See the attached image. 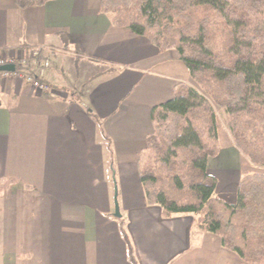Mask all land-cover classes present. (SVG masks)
<instances>
[{"label": "crops", "instance_id": "1", "mask_svg": "<svg viewBox=\"0 0 264 264\" xmlns=\"http://www.w3.org/2000/svg\"><path fill=\"white\" fill-rule=\"evenodd\" d=\"M100 1L21 9L0 0V57L41 47L51 64L48 92L0 71V264H131L114 187L136 264H250L193 216L164 218L146 204L136 159L152 132L150 111L190 77L176 52L112 26ZM67 64L75 69L64 75ZM208 170L236 172L233 200L216 187L232 203L242 177L235 147Z\"/></svg>", "mask_w": 264, "mask_h": 264}, {"label": "trees", "instance_id": "2", "mask_svg": "<svg viewBox=\"0 0 264 264\" xmlns=\"http://www.w3.org/2000/svg\"><path fill=\"white\" fill-rule=\"evenodd\" d=\"M21 8L53 0H12ZM111 25L174 51L198 89L178 83L152 108V132L136 159L147 205L164 218L191 215L244 263L264 264V173H246L235 200L216 195L209 160L219 155L216 109L236 150L264 168V0H101ZM127 257L133 248L117 220Z\"/></svg>", "mask_w": 264, "mask_h": 264}, {"label": "built area", "instance_id": "3", "mask_svg": "<svg viewBox=\"0 0 264 264\" xmlns=\"http://www.w3.org/2000/svg\"><path fill=\"white\" fill-rule=\"evenodd\" d=\"M45 49L20 47L7 57H0V68L10 66L13 70L2 71L4 78L21 79L31 86L35 92H48L49 86L42 81L50 69V60L45 55Z\"/></svg>", "mask_w": 264, "mask_h": 264}, {"label": "rangeland", "instance_id": "4", "mask_svg": "<svg viewBox=\"0 0 264 264\" xmlns=\"http://www.w3.org/2000/svg\"><path fill=\"white\" fill-rule=\"evenodd\" d=\"M63 67H64V65H63ZM74 69L75 68H70L69 65L67 64L64 68V73L66 72L64 75H67L68 73H72L74 71ZM81 80H82V78H81ZM185 84H187L188 86H190L192 88L198 89L196 83L193 80H191L190 78H189L188 82ZM216 115H217V128H218L217 132H218L219 150L226 149L230 145H233L232 139H231L230 134L228 132V128H227V124H226V117H225L224 112L220 109H216ZM237 152L239 153V162H240V168H241L240 172H241L242 176L245 175L246 173H255V172L264 173V168L254 166L244 154H242L238 150H237ZM211 160H213V159H210L209 161H211ZM231 161H235V157H232ZM208 172L210 173L209 170H208ZM211 173L215 174L213 176L214 177L216 176L219 180V183L217 180L218 185L216 187L223 192H227L228 194H231L230 198H231V200H233L232 192H234V188L232 187L233 186L232 181L237 179V174H235L236 172L232 173L233 176H231V177H227V172L211 171ZM217 196L220 199L228 202V200H226L224 197H220L219 195H217ZM233 202L234 201H232V203Z\"/></svg>", "mask_w": 264, "mask_h": 264}, {"label": "water", "instance_id": "5", "mask_svg": "<svg viewBox=\"0 0 264 264\" xmlns=\"http://www.w3.org/2000/svg\"><path fill=\"white\" fill-rule=\"evenodd\" d=\"M13 70V67L10 66H6V67H1L0 71H10ZM117 196H118V191L117 188L114 187V196H113V204H114V213L113 216L117 219L121 218V214L119 211V205H118V200H117Z\"/></svg>", "mask_w": 264, "mask_h": 264}]
</instances>
